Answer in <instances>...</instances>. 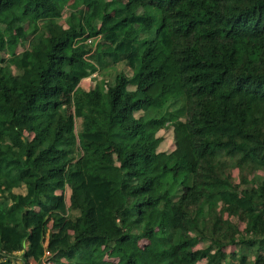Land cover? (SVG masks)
Listing matches in <instances>:
<instances>
[{
    "label": "trees",
    "instance_id": "trees-1",
    "mask_svg": "<svg viewBox=\"0 0 264 264\" xmlns=\"http://www.w3.org/2000/svg\"><path fill=\"white\" fill-rule=\"evenodd\" d=\"M45 252L264 264V0H0V264Z\"/></svg>",
    "mask_w": 264,
    "mask_h": 264
},
{
    "label": "rangeland",
    "instance_id": "rangeland-1",
    "mask_svg": "<svg viewBox=\"0 0 264 264\" xmlns=\"http://www.w3.org/2000/svg\"><path fill=\"white\" fill-rule=\"evenodd\" d=\"M132 5H130L129 8H131ZM62 21V20H60ZM62 24V23H61ZM129 30V29H128ZM132 32L133 29L131 30ZM23 48L20 47V51ZM123 66L121 64L116 65V67L113 70H109L111 74H113L117 70H122ZM100 74H94L92 77H88L81 81L80 87L85 90H89L92 88L95 83L101 79ZM78 123V121H77ZM143 140L146 142V144L149 146L150 151L152 153V160L154 162H161L166 160L167 158H175L178 157L183 149L184 141H179L178 143H175L173 140V134L170 128L162 129L159 132H157L154 135H148V134H142ZM90 148V156L91 159L94 161H99L101 154H105L107 151L105 150V146L102 147H89ZM233 178H236L237 172L233 171L232 173ZM16 192H23V189L16 190ZM231 249H229L230 251ZM30 264H35L34 262H30Z\"/></svg>",
    "mask_w": 264,
    "mask_h": 264
},
{
    "label": "built area",
    "instance_id": "built-area-1",
    "mask_svg": "<svg viewBox=\"0 0 264 264\" xmlns=\"http://www.w3.org/2000/svg\"><path fill=\"white\" fill-rule=\"evenodd\" d=\"M91 39L87 40L88 43H90ZM50 254L48 252H45L42 260L39 262V264H53V262L50 260Z\"/></svg>",
    "mask_w": 264,
    "mask_h": 264
},
{
    "label": "crops",
    "instance_id": "crops-1",
    "mask_svg": "<svg viewBox=\"0 0 264 264\" xmlns=\"http://www.w3.org/2000/svg\"><path fill=\"white\" fill-rule=\"evenodd\" d=\"M95 74L97 75L98 73H95ZM93 75H94V74H93ZM93 75H91L90 77H92ZM90 77H89V78H90ZM83 80H84V79H83ZM99 80H101V79H99ZM80 83H81V82H80ZM84 90H85V89H84ZM86 91H87V90H86ZM32 262H33V261H32Z\"/></svg>",
    "mask_w": 264,
    "mask_h": 264
}]
</instances>
